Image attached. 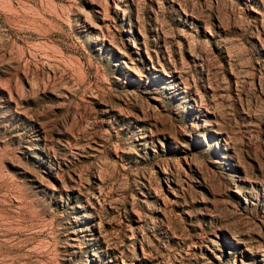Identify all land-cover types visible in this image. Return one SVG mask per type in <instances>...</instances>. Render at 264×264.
<instances>
[{
	"label": "rangeland",
	"instance_id": "rangeland-1",
	"mask_svg": "<svg viewBox=\"0 0 264 264\" xmlns=\"http://www.w3.org/2000/svg\"><path fill=\"white\" fill-rule=\"evenodd\" d=\"M0 264H264V0H0Z\"/></svg>",
	"mask_w": 264,
	"mask_h": 264
}]
</instances>
